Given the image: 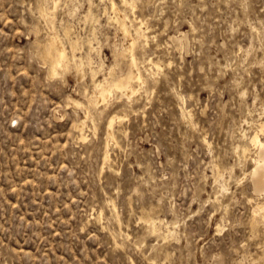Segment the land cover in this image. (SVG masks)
I'll list each match as a JSON object with an SVG mask.
<instances>
[{"label":"rangeland","instance_id":"374dc122","mask_svg":"<svg viewBox=\"0 0 264 264\" xmlns=\"http://www.w3.org/2000/svg\"><path fill=\"white\" fill-rule=\"evenodd\" d=\"M129 1L0 0V264H264L250 177L264 0ZM56 33L71 69L54 76L43 52ZM135 36L144 81L97 104L95 80L130 69Z\"/></svg>","mask_w":264,"mask_h":264},{"label":"bare ground","instance_id":"6f19581e","mask_svg":"<svg viewBox=\"0 0 264 264\" xmlns=\"http://www.w3.org/2000/svg\"><path fill=\"white\" fill-rule=\"evenodd\" d=\"M110 1H111L112 9L114 11H116V12H117V10L120 11L119 5L117 4L116 0H110ZM123 1L130 3L131 7L134 9V6L136 4L133 1H129V0H123ZM48 2H49V0H48ZM56 6H57V2H55V7ZM49 12L47 11V9L44 6H41V13H43L46 16V18H49L51 16L49 14ZM51 18H53V16ZM135 18L137 19L139 17L137 16ZM138 20H139V23H140V25H139L140 28H143L144 19L140 18ZM119 22H120L124 32L129 36V27H128L127 23L124 22V21H121V20ZM53 26H54V24H53ZM63 30H64L65 35L69 38V42H70V45H71V48H72V52L74 54L75 67H76L79 75H81L83 70H84V63L82 61L79 62L78 59L76 58V56H77L76 55V50L78 48H80L82 43L80 45V40L78 38L75 39L72 36V27H71V25L69 23L64 25ZM141 30H143V29H141ZM144 35L145 36L148 35L146 31L144 32ZM172 39H173L174 42L179 43L180 46H181V44L185 43V41L187 40V33L184 32L183 34H181L179 36H172ZM137 46H138L137 37L136 36L135 37H131L130 43L128 45V48L126 49L127 52L126 51L124 52L125 55L129 56L130 69L127 72H124L121 75L115 76L114 72L116 70V67H112V69L110 71L111 75L105 77L104 79H96V73L97 72H96V69H93V73H94V74L92 73L93 80H95V79L96 80H95V86H94L95 87V92L92 95V97H93L94 101L97 104L105 103V101L108 102L110 97L113 96V94L116 91L121 92L122 95H125L128 98H131L136 93V91H138L136 89V87H135L137 84L134 85V83H136L135 81L143 82L144 81V77H143L142 71L138 67V57L136 55V50H135ZM92 47L96 48L94 46V44H92ZM124 53H122V54H124ZM43 57H44L45 61L48 62L50 72L54 76L58 75V74H63L67 70L70 71V69H71V59L69 57V53L67 51V48H66L64 42L61 39H59V35L57 33L55 35H53L51 40L45 45V49H44V52H43ZM148 61H149V63L153 64L154 67H156V68L160 67L159 62L155 61L153 57H149ZM115 62H116V60H115ZM117 62H119V61H117ZM135 67H137V69H138L137 71L135 70ZM82 75L84 76V74H82ZM72 101L75 102L76 104H80V106L82 104L78 99H75V98H72ZM116 117L117 116H112L110 121H109V124H108L109 125V138H108L109 142H110L111 139H114L116 137L115 136V131H114V125H115ZM117 118H120V116L117 117ZM86 121L87 120L80 121V122L76 123L77 125H75V126L78 127V128L83 129L85 127V123H87L89 120L87 122ZM259 128L260 129L257 130L255 133L251 134V137H250L251 144H253L257 148V153L255 154V157L252 159L253 167H252V171H251V176L250 177H251V181L253 183V187H254L256 193H258L260 195H263V198H264V138H262L261 135H260L261 134L260 131L264 133V123H262L261 127L259 126ZM81 129H79V130H81ZM82 133H83V131H82ZM107 136H108V134H107ZM84 138H85V135H84ZM109 142H108V144H109ZM244 148H246V147L244 146ZM106 151L107 152H106L105 160L106 159L108 160V159H110V153H109V151L107 149H106ZM249 152H250V150H249ZM242 153L244 154L243 151H242ZM251 154H252V152H251ZM250 161H251V159H250ZM219 175H221V174H219ZM254 211H255L256 214L253 217V225L256 228L258 226L259 221H260L259 217L261 216V218L264 220V200L257 203V205L254 207ZM146 216L149 217L150 219L152 218L150 212L146 213ZM151 221H150V223H151ZM154 221H152V222H154ZM156 221H157V219H156ZM258 257L262 258L264 260V250H263L262 254L258 255ZM217 263L218 262L216 261V264Z\"/></svg>","mask_w":264,"mask_h":264}]
</instances>
